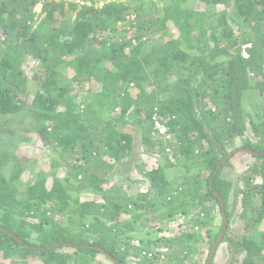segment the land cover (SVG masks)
Listing matches in <instances>:
<instances>
[{
  "label": "trees",
  "instance_id": "1",
  "mask_svg": "<svg viewBox=\"0 0 264 264\" xmlns=\"http://www.w3.org/2000/svg\"><path fill=\"white\" fill-rule=\"evenodd\" d=\"M19 116L60 157L22 193L0 145V261L206 264L224 225L212 184L228 226L211 264L225 244L227 264H264V230L229 233L264 223V154L248 150L264 152V0H0V133ZM137 144L148 185L132 193L119 170ZM179 215L188 229L166 234Z\"/></svg>",
  "mask_w": 264,
  "mask_h": 264
},
{
  "label": "rangeland",
  "instance_id": "2",
  "mask_svg": "<svg viewBox=\"0 0 264 264\" xmlns=\"http://www.w3.org/2000/svg\"><path fill=\"white\" fill-rule=\"evenodd\" d=\"M42 6H43V3H39L35 7V10L40 13L42 10ZM75 14L76 13H73L71 18H74ZM36 18L40 19L41 17L36 16ZM36 66H37L36 63L33 60L29 64V67H28L29 69L26 70L27 76H30V77L32 76V74L34 73V67ZM22 120H24L23 116H19V118L17 119V121L19 122V125L17 124L18 127L17 129H15V131L17 132L16 137H14V135L11 137V133H8V134L2 133V132L0 133V145L6 150H10L12 152L13 157L20 159L22 163H24L25 165L23 174L20 180L18 181V186L20 188V191L23 193L25 190L24 188L28 185V183H32L36 178L40 176L41 173L50 175L51 172L54 170L53 163L57 162L60 156L59 154L55 152H54L55 154H53L46 146H44L42 142L38 140L36 136L33 137L34 136L33 134H32L31 139L33 138L34 139L32 141L26 140V134H25L26 130L24 128L28 126L26 124L29 122V119L27 117L25 118L24 125L20 124ZM133 120L136 123V125L135 127L131 125L130 130L132 133H134L136 138L137 137L139 138L141 135L140 132H142L141 127H138L140 124L139 122L136 121V119H133ZM244 138L252 139V140L254 139V136L252 135L251 130H248V132L245 133ZM244 138H238L236 144L238 146H241L244 143V140H245ZM141 150H142L141 147L138 146L137 144L136 149L132 153V157L130 159L128 158L124 162V164L120 166V170H119V172L125 177L128 176V178H132L130 185L126 184L128 186L129 191L132 193H136L139 191L141 187H145L148 185L147 180L139 172L138 166H136L135 164L136 161L137 162L141 161L142 164H145V162H148L150 160L147 158L146 154L142 153ZM230 152H234V150L233 151L230 150ZM234 154H237V152H234ZM8 167L10 169V166ZM230 176H231V173H230ZM126 185H124V188L126 187ZM93 195H94L93 193L81 194V196L85 198H90L91 196L93 197ZM250 204L252 205L259 204L258 197L253 198ZM178 217H179L178 220H174V221L170 220L168 224L164 225L163 230L166 234L180 235L181 233H183L184 231L188 229V226L183 223V218L180 215ZM253 220H254V217L252 214H248V216L245 218L236 217L235 220L232 222L229 233L232 234L233 237H237V236L242 237L244 235L246 236L248 235L256 236L257 234L259 235L258 232L264 230V223L253 226ZM220 223H221V216L218 214L216 210V214L213 219V225H220ZM158 233L161 236V233L163 232L161 231ZM222 254H223L222 264H227L228 261L226 260V257L224 256V254L230 257L231 251L228 250L226 244L224 245V248H222ZM241 256H244V255H241ZM106 260L107 259H105L104 257L102 256L100 257L98 255V257H95L92 259L93 261L92 264H110V263H107ZM26 262L27 264H44L40 260V258L28 260ZM0 264H13V263L0 261Z\"/></svg>",
  "mask_w": 264,
  "mask_h": 264
},
{
  "label": "water",
  "instance_id": "3",
  "mask_svg": "<svg viewBox=\"0 0 264 264\" xmlns=\"http://www.w3.org/2000/svg\"><path fill=\"white\" fill-rule=\"evenodd\" d=\"M249 151H251L253 154H255V155H261V154H264V152H257V151H252L251 149H248ZM238 151V149H236L234 152H237ZM234 152H230L227 156H225L223 159H222V161L218 164V166L216 167V169H215V171H214V175L218 172V170H219V168L221 167V165H222V163L224 162V161H226L228 158H230L233 154H234ZM211 188H212V190H213V192H214V194H216L218 197H219V199H220V204H221V209H222V215H223V218H224V225H223V228H222V230H221V232H220V234H219V236H218V238H217V240H216V242H215V244L213 245V248H212V250H211V252H210V255H209V258H208V260H207V263L206 264H211V262H212V260H213V257H214V255H215V252H216V250H217V247L219 246V244H220V242H221V240H222V238H223V235L225 234V231H226V229H227V226H228V216H227V212H226V209H225V201H224V198H223V196L218 192V191H216L214 188H213V186H212V184H211ZM1 227V229H3L5 232H7L8 234H13L10 230H8V229H6L5 227H3V226H0ZM21 242H23L21 239H19ZM59 243H54V244H51V245H49L48 247H54V246H57ZM29 246V245H28ZM96 248H98V249H100L101 251H103V252H105V250L104 249H102V248H99V247H96ZM118 263L119 264H121L120 263V261H118Z\"/></svg>",
  "mask_w": 264,
  "mask_h": 264
}]
</instances>
